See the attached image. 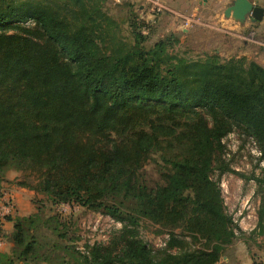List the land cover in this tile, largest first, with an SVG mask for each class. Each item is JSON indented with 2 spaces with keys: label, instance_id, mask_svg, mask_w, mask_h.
<instances>
[{
  "label": "trees",
  "instance_id": "1",
  "mask_svg": "<svg viewBox=\"0 0 264 264\" xmlns=\"http://www.w3.org/2000/svg\"><path fill=\"white\" fill-rule=\"evenodd\" d=\"M107 3L0 0V175L31 172L34 184L21 186L123 229L88 256L69 245L58 217L8 216L13 247L0 264H217L237 226L213 163L234 127L264 158V67L177 51L176 33L147 48L133 14L131 44ZM154 155L163 164L151 185L143 170ZM143 220L169 234L160 260L139 237ZM181 235L203 248L168 253L184 247Z\"/></svg>",
  "mask_w": 264,
  "mask_h": 264
},
{
  "label": "rangeland",
  "instance_id": "2",
  "mask_svg": "<svg viewBox=\"0 0 264 264\" xmlns=\"http://www.w3.org/2000/svg\"><path fill=\"white\" fill-rule=\"evenodd\" d=\"M141 5H147L141 10ZM107 9L122 25L123 34L131 44L134 43L129 19L138 16L143 29L142 34L147 37L145 47L149 48L166 35L173 33L167 23L158 24L160 19L168 18L167 13L152 14L144 0H128L122 4H115L108 0ZM133 14V15H131ZM156 23L153 24V22ZM148 26V27H147ZM249 32V31H248ZM9 34L15 31H8ZM248 34V33H246ZM177 51L187 52L190 56L201 54H215V50H197L189 42L177 46ZM223 59H227L222 57ZM207 116V115H206ZM209 122L211 118L207 116ZM224 150L216 154L211 179L221 189V197L226 213L232 217L237 226V239L226 248L224 256L217 264H264V158L256 139L246 130L234 127L223 139ZM163 164L159 155H154L144 170V180L154 185L160 181V167ZM35 175L31 172L8 170L0 175V194L7 193L13 199L15 212L13 217L30 218L39 215L45 219L56 216L61 226L65 227L72 238L69 245L78 251L89 255V251L96 245L113 247L112 241L118 238L123 224L100 212L88 210L79 205H53L45 195L21 186V183L34 184ZM263 222L260 225V216ZM6 219H0V240L5 244L0 248V254L11 253L10 228H5ZM139 237L150 247L155 259L160 260L166 251L169 234L166 230L143 220L138 227ZM180 234L181 231H177ZM183 248H176L168 253L179 254L192 252L203 248L204 242H195L191 237L181 235Z\"/></svg>",
  "mask_w": 264,
  "mask_h": 264
},
{
  "label": "crops",
  "instance_id": "3",
  "mask_svg": "<svg viewBox=\"0 0 264 264\" xmlns=\"http://www.w3.org/2000/svg\"><path fill=\"white\" fill-rule=\"evenodd\" d=\"M234 1L165 0L168 8L165 13L168 18L160 19L157 23L167 27L165 25L167 23L162 22L168 21L170 31L178 34L182 43L186 41L191 43L194 49L215 50V54L227 59L246 57L264 67V48L242 40V37L252 29L261 32L264 28V18L257 23L248 19L243 25L232 18H226L225 12ZM146 7L147 5H141L140 9L145 10ZM258 7L264 8V0H258ZM190 18L194 22L187 27L186 19ZM5 228H10L7 234L11 235L13 223L6 222Z\"/></svg>",
  "mask_w": 264,
  "mask_h": 264
},
{
  "label": "built area",
  "instance_id": "4",
  "mask_svg": "<svg viewBox=\"0 0 264 264\" xmlns=\"http://www.w3.org/2000/svg\"><path fill=\"white\" fill-rule=\"evenodd\" d=\"M128 0H113L115 4H122ZM149 4L150 12L152 14H161L165 13L168 8L166 6L165 0H144ZM254 7L258 6V0H250ZM193 20L186 19L185 25L188 27L193 24ZM242 40L245 42H250L258 47L264 48V28L261 32H258L256 29H252L242 37ZM15 212V205L13 199L7 193L0 194V219H6L8 216H13ZM5 244L0 240V248Z\"/></svg>",
  "mask_w": 264,
  "mask_h": 264
},
{
  "label": "water",
  "instance_id": "5",
  "mask_svg": "<svg viewBox=\"0 0 264 264\" xmlns=\"http://www.w3.org/2000/svg\"><path fill=\"white\" fill-rule=\"evenodd\" d=\"M226 18H232L240 24H245L248 19L253 23L261 22L264 18V8L254 7L250 0H235L225 12Z\"/></svg>",
  "mask_w": 264,
  "mask_h": 264
}]
</instances>
